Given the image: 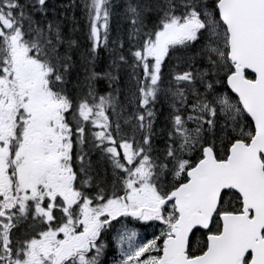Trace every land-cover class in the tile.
<instances>
[{
    "label": "snow or ice",
    "instance_id": "6c2138e0",
    "mask_svg": "<svg viewBox=\"0 0 264 264\" xmlns=\"http://www.w3.org/2000/svg\"><path fill=\"white\" fill-rule=\"evenodd\" d=\"M0 264H264V0H0Z\"/></svg>",
    "mask_w": 264,
    "mask_h": 264
}]
</instances>
